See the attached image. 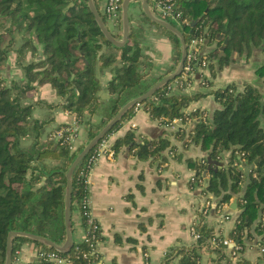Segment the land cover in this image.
Segmentation results:
<instances>
[{
	"label": "trees",
	"instance_id": "obj_1",
	"mask_svg": "<svg viewBox=\"0 0 264 264\" xmlns=\"http://www.w3.org/2000/svg\"><path fill=\"white\" fill-rule=\"evenodd\" d=\"M97 1L92 0L103 24L113 38H119L120 23H117L116 31H110ZM146 1L151 4V0ZM86 2L0 0V264H4L9 230L37 234L57 243L65 237L64 171L76 151H69L63 143L53 142L48 134L42 137L47 121L32 118V104L26 102L36 87L49 85L59 97L55 106L74 114L75 121L83 126L87 141L127 100L142 94L160 78L150 73L149 57L141 52L140 35L137 27L130 24V14L126 43L117 47L104 38ZM172 8L179 12V19L186 22L178 27L185 43L193 36L201 35L207 43L213 44L206 54L210 74L214 65L217 69L227 67L235 63L236 56L247 57L253 48L264 51V0H172ZM139 18L156 25L171 43L175 55L180 54L176 35L148 20L142 12H139ZM195 19L197 21L191 26ZM14 32L21 34V41L14 51L22 77L5 84L1 70L11 47L10 42L4 43V40ZM26 56L30 58L26 60ZM176 61L175 57L174 64ZM105 68H109L111 76L105 83L108 98L102 105L98 95L102 88L96 72ZM253 74L261 80L262 90L244 81L239 90L233 83H228L207 93L167 94L171 79L140 103L150 118L160 125H169L177 118L183 120L185 116L195 117L189 133L177 131L176 134L179 137L185 134L187 142L207 151L209 160L216 159L221 151H230L226 164L221 166L205 159L188 158L187 162L196 176H201L203 170L208 172L202 191L218 196L219 202L236 193L245 179L237 198L240 213L230 231L231 238L251 224L260 204L264 205V59L254 67ZM208 93L219 104L210 117L197 118L201 112L184 113L189 102ZM132 108L102 138L117 130L121 122L132 115ZM95 114L99 115V120L92 125L90 118ZM168 145L165 138L159 137H142L138 142L127 130L115 138L111 148L117 151L125 146L136 158L153 161L162 159L161 151ZM94 146L71 173L70 216L76 211L84 229L89 224L85 220L86 208L82 199L88 190L78 171L85 167V160ZM259 226L257 223V231ZM194 229L198 233L195 244L168 247L160 264H167L177 254L180 264L197 263L199 251L207 246L213 231L200 213ZM95 238L102 239L100 228ZM91 241L90 230H87L85 238L73 241L66 251H58L30 237L15 235L10 241V264H13L15 251L24 242H32L38 248L65 256L67 262L64 264H89L92 259L99 258L97 251L88 252ZM259 259H264V250ZM99 264L114 263L100 260ZM238 264L257 262L241 258Z\"/></svg>",
	"mask_w": 264,
	"mask_h": 264
},
{
	"label": "crops",
	"instance_id": "obj_2",
	"mask_svg": "<svg viewBox=\"0 0 264 264\" xmlns=\"http://www.w3.org/2000/svg\"><path fill=\"white\" fill-rule=\"evenodd\" d=\"M102 2L103 0L97 1L100 13ZM130 7L137 13L142 12L138 0L129 4L128 13L131 12ZM112 25L116 31L117 24L112 23ZM149 30L150 32L144 35V43L139 36V45L141 52L149 57L152 66L150 73H153L151 75L161 78L173 71L176 65L174 64L175 53L171 43L159 29L150 28ZM212 47L213 44L206 45L207 53ZM255 54L258 61L250 71L247 70V65L239 67L228 65L221 69H217L214 65L210 74L207 67L205 71L209 83L207 87L200 88L193 84L187 94L207 93L211 89L228 83H233L235 89L239 90L244 81L262 90L261 80L253 74V69L264 59V54ZM16 71L19 74L17 78H21V70L18 68ZM96 76L102 88L98 92L99 98L105 101L108 95L104 87L111 72L109 68H105L99 73L96 72ZM26 102L32 104V118L47 121L42 130L44 135L73 118L68 110L55 106L59 98L47 84L37 86L35 93ZM218 108V102L214 100L212 94L208 93L189 102L183 111L187 115L192 112H201L210 117ZM98 120L97 114L90 118L92 125H95ZM193 122L194 120L191 123L181 124L190 128ZM130 123L135 125L132 130L128 128ZM127 130L134 134L138 142L142 137H159L165 138L169 145L161 151L162 159L157 158L153 161L136 158L125 146L117 151L111 148V154L101 155L90 168L87 174L88 207L90 216L96 220L102 235V239H99L97 244L100 260L114 264H160L168 247L195 244L196 238L191 228L198 218L197 208L203 200H208L206 211L200 214L205 224L212 228L213 236L208 240L207 246L199 251L196 264H238L241 258L252 263L264 264V259H259L260 253L257 249V240L264 235L263 204H260L251 224L245 226L239 235L235 238L229 235L238 220L240 207L237 198L243 190L245 179L240 183L236 193H231L227 200L219 202L218 196L203 194L200 187L189 183V177L194 170L188 165L187 159L210 161L207 151L187 142L184 138L185 134L179 137L176 130L160 125L150 118L142 105L107 137L109 147L116 137L122 136ZM85 141L83 126L78 124L77 140L69 151L77 153L80 150L77 151V148L82 144L84 146L88 140ZM229 152L221 151L220 155L211 162L216 166L226 164ZM202 175L205 176L206 181L208 172L203 170ZM70 222L72 240H82L84 230L76 211L72 212ZM257 223L260 225L259 231L256 230ZM224 238L228 240L227 244L221 243ZM230 241L239 245L238 250L233 254ZM35 247L32 242H24L20 245L18 253L22 264H29ZM178 258L179 254L174 255L167 264H180Z\"/></svg>",
	"mask_w": 264,
	"mask_h": 264
},
{
	"label": "built area",
	"instance_id": "obj_3",
	"mask_svg": "<svg viewBox=\"0 0 264 264\" xmlns=\"http://www.w3.org/2000/svg\"><path fill=\"white\" fill-rule=\"evenodd\" d=\"M122 0H103L101 14L104 15L106 20H109L113 24H117L121 19V5ZM148 7L152 14L157 18L167 21V19L175 20L177 28L181 26L182 23H186L185 20L179 19V12L175 11L172 8V0H151V4H148ZM169 22V21H167ZM170 23V22H169ZM207 39L201 35L193 36L186 43V53L183 59V64L180 73L175 76L170 83L167 85L166 93L174 94V93H188L191 86L196 84L197 87L205 88L208 85V78L205 74L207 69L208 59L206 58V45H208ZM211 44V43H210ZM212 45V44H211ZM132 113L141 107L140 103H136L132 106ZM72 114L73 118L69 120L67 123H63L59 126L54 127L48 132V138L53 142H60L68 146L71 149L75 140H77V130L78 123L74 119V114L71 111H68ZM207 118L204 113H201L197 118ZM196 121L195 117H188L182 120L180 118L173 119L169 125H164L166 127H170L176 131H183L189 133L190 128L184 127L181 123ZM123 122V121H122ZM121 122V124H122ZM174 122L176 124H174ZM120 124V125H121ZM135 127L134 123H130L129 127L132 130ZM108 137V136H107ZM112 150L109 147L108 138H101L91 152L88 154L84 168H81L78 171V174L81 175L84 179L85 186L88 190L87 184V174L96 160L103 154H111ZM241 155V153H238ZM240 165V164H239ZM189 183L192 186L200 187L201 190L204 187L206 181L205 176H196L193 173L189 177ZM203 194H206L202 191ZM207 195V194H206ZM83 206L86 208V216L85 220L89 224V227L84 229V238L87 234V230H90V237L92 241L89 243V251L90 253L97 251V244L99 239L95 238L96 233H98V224L96 220H94L89 213L88 207V194L82 199ZM208 205V200H203L201 205L197 208L198 213H204L206 211V206ZM192 234L195 238L198 237V233L195 231L194 226L191 228ZM213 240V238H212ZM259 240V239H258ZM261 242H257L258 252L261 254L264 250V237H261ZM231 242V241H230ZM221 243L227 244V239H222ZM232 243L231 253L238 250L239 245ZM67 262V258L65 256L57 254L53 250H45L42 248L35 247L33 252V257L30 260L29 264H64ZM100 259L96 257L92 259L89 264H99ZM13 264H22V260L19 256L18 250L15 251L14 256L12 257ZM24 263V262H23Z\"/></svg>",
	"mask_w": 264,
	"mask_h": 264
},
{
	"label": "water",
	"instance_id": "obj_4",
	"mask_svg": "<svg viewBox=\"0 0 264 264\" xmlns=\"http://www.w3.org/2000/svg\"><path fill=\"white\" fill-rule=\"evenodd\" d=\"M137 0H122L120 5L121 10V33L120 38L115 39L111 36L109 31L106 29L105 25L103 24L99 14L94 8L92 0H87L86 5L89 9V11L92 13L93 18L99 27L101 33L103 34L104 38L109 41L114 46H122L126 43L127 36L129 35V21H128V6L131 2H134ZM140 9L142 13L145 15V17L150 20L151 22L160 25L161 27L165 28L166 30L170 31L174 35L177 36L178 42H179V58L177 65L173 71L170 73L164 75L160 79H158L154 84H152L146 91H144L142 94L133 97L129 100H127L119 109L118 111L95 133V135L89 139L84 146L73 156L72 160L70 161L68 167L64 171L65 175V186H64V204H63V222H64V231H65V237L64 239L57 243L53 240L43 237L37 234L28 233L24 231H17V230H9L6 234V242H5V258H4V264H10V250H11V237L15 235H24L27 237H30L32 239L38 240L42 242L43 244L53 247L54 249L58 251H66L72 244L73 240L71 237V222H70V189H71V173L76 167V165L80 162V160L84 157V155L97 143L99 139H101L104 134L111 128L113 124H115L117 121H119L122 117V115L131 108L136 103H141V101L148 96H150L157 88L162 86L163 84L167 83L171 79H173L175 76H177L182 68L183 59L185 57L186 53V43L184 41V38L182 36V33L180 30L172 25L171 23L162 20L160 18H157L152 14L148 7V3L146 0H138ZM197 21V19L193 20L191 22V26ZM220 36L218 37V39ZM225 40L223 41V43ZM222 49V47H220Z\"/></svg>",
	"mask_w": 264,
	"mask_h": 264
},
{
	"label": "rangeland",
	"instance_id": "obj_5",
	"mask_svg": "<svg viewBox=\"0 0 264 264\" xmlns=\"http://www.w3.org/2000/svg\"><path fill=\"white\" fill-rule=\"evenodd\" d=\"M129 11H131L129 13L130 14L129 15L130 16V24L132 26H136L137 27L138 33L141 36V41L144 43V35H145V33H149L150 32V30H149L150 28H152V29L154 28V29L158 30V27L156 25L148 22V21H145L143 19L138 18L139 17V14H138L139 12L137 13L131 7H130ZM120 21H119V23H120ZM167 21H169L172 25H177L175 20L167 19ZM105 23H106V26L108 27V29H110V31H113V32L115 31L114 26L112 25V23L109 20H105ZM120 27H121V25H120ZM119 31L121 33L120 28H119ZM119 38H117V39H119ZM4 41H5L4 43H6V41L10 42L9 45L11 47L10 50L7 52V60H6L4 66H3L2 70H1V76L4 79V83L8 84L10 80L18 79L17 77H18L19 74H17V71H16V69L18 70V68H17V64H16V61H15V54L16 53H15L14 49L17 47L18 43L21 41V34H18L16 32H14L11 35L6 36ZM178 48H179V46H178ZM11 50H13V52ZM255 53H258V55H261V54H264V51H262V50H260L258 48H253L251 50V53L247 57H245V55L236 56L235 63H232L233 65L232 64H229V65L236 66V67H239L240 65L241 66L247 65L248 66L247 70L250 71L251 67L253 65H255V63L258 61L257 54H255ZM175 57L177 59V61H176V65H177L179 55L178 56L175 55ZM29 58H30V56H26L25 59L27 60ZM176 65H175V67H176ZM175 67L172 70H174ZM151 74H153V73L151 72ZM100 101H101L100 104L103 105L104 101H102V100H100ZM42 130H44V129H42ZM41 135L44 136V131L41 133Z\"/></svg>",
	"mask_w": 264,
	"mask_h": 264
}]
</instances>
